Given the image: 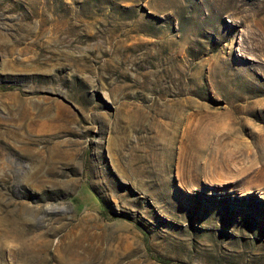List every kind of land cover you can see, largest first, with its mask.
<instances>
[{"label":"rangeland","instance_id":"rangeland-1","mask_svg":"<svg viewBox=\"0 0 264 264\" xmlns=\"http://www.w3.org/2000/svg\"><path fill=\"white\" fill-rule=\"evenodd\" d=\"M0 264H264V0H0Z\"/></svg>","mask_w":264,"mask_h":264}]
</instances>
